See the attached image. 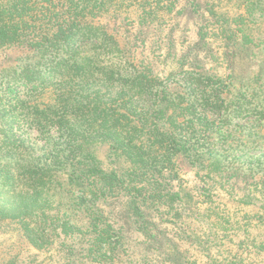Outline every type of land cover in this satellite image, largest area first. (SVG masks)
<instances>
[{
  "label": "rangeland",
  "instance_id": "obj_1",
  "mask_svg": "<svg viewBox=\"0 0 264 264\" xmlns=\"http://www.w3.org/2000/svg\"><path fill=\"white\" fill-rule=\"evenodd\" d=\"M248 1L199 0L194 13L177 0L141 26L138 2L116 0L93 25L124 58L76 43L97 57L85 73L62 59L44 88L17 85L0 111V264H264V116L253 110L264 102V0L249 50L221 36L197 45L208 9L233 18ZM32 53L1 49L0 79L46 71Z\"/></svg>",
  "mask_w": 264,
  "mask_h": 264
},
{
  "label": "trees",
  "instance_id": "obj_2",
  "mask_svg": "<svg viewBox=\"0 0 264 264\" xmlns=\"http://www.w3.org/2000/svg\"><path fill=\"white\" fill-rule=\"evenodd\" d=\"M116 0H12V2H3L0 4V50L11 47H22L28 51L33 52L34 58H37L36 66H42L47 68L46 71L42 70H29L27 68H19L18 73H14L15 77L0 79V111L7 110L12 105L11 98L14 97L17 85L27 89H34L38 85L42 88L44 74L48 70H53L55 73L61 72V66H54L55 61L62 64L64 59L65 66L68 70H71L74 75H81L85 73L87 69V63L91 60L96 61L97 57L84 56L80 52V47L76 43L93 41L100 42L102 46L108 47L106 53L103 54H115L118 52L121 55V50L118 46L117 40L113 34H108L103 29L93 25L94 20L98 19L108 10V6L115 4ZM129 2V0H125ZM138 3V9L140 14L138 15V21L141 26H148L151 22H158L166 15L171 14L175 8L177 0H135ZM199 0H192L191 9L194 13H198ZM255 7V0H249L243 4L237 5L238 9L242 12L236 16L229 17L223 13H218L212 8L207 10V14L199 13L202 16L201 21L198 22L197 27L198 43L197 45L204 46L208 42L210 37L216 38L221 36L222 39L229 42L238 43L239 45H246V49L255 42L253 36L252 25L250 22L251 11ZM197 9V11H196ZM196 11V12H195ZM210 18L217 29L212 33L213 26L209 25ZM224 27L226 29H224ZM231 43H227L229 46ZM264 45V39H262L258 45L260 47ZM254 46V45H253ZM244 47V46H243ZM62 48V53L65 55L58 59L53 55L48 56L45 59V54L48 50H55ZM233 52L232 54H234ZM129 63V61H127ZM134 70L137 74L136 85L139 89L144 86L141 84L144 79L148 77L149 69L140 64L135 66ZM8 69H1L0 75H6ZM2 76V78H3ZM137 89V88H136ZM261 109L253 108L255 113H260L264 116V102H260ZM258 110V111H257ZM156 119V118H154ZM156 122H158V117ZM175 123V120L170 114L166 116L164 121H161L162 126L171 127ZM162 132V128L158 129ZM186 151L189 153V149L184 145L178 146L177 152ZM191 153V152H190ZM156 187L160 186L157 181L155 183L148 184ZM140 190H146L145 187L139 188ZM163 188L161 187V190ZM156 190V188H155ZM157 194V192H154ZM158 203L159 201H153ZM163 202L160 201L159 204ZM82 205H85L82 203Z\"/></svg>",
  "mask_w": 264,
  "mask_h": 264
}]
</instances>
